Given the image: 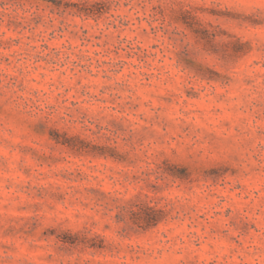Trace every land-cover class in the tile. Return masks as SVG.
<instances>
[{"label": "rangeland", "instance_id": "obj_1", "mask_svg": "<svg viewBox=\"0 0 264 264\" xmlns=\"http://www.w3.org/2000/svg\"><path fill=\"white\" fill-rule=\"evenodd\" d=\"M0 264H264V0H0Z\"/></svg>", "mask_w": 264, "mask_h": 264}]
</instances>
